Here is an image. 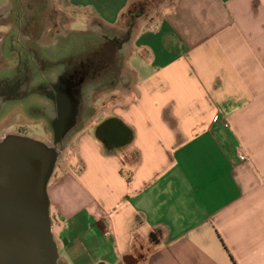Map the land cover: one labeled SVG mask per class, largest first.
I'll return each mask as SVG.
<instances>
[{
  "label": "crops",
  "instance_id": "obj_1",
  "mask_svg": "<svg viewBox=\"0 0 264 264\" xmlns=\"http://www.w3.org/2000/svg\"><path fill=\"white\" fill-rule=\"evenodd\" d=\"M64 1L112 28L149 0ZM133 22L124 89L93 88L48 185L60 264H264V0Z\"/></svg>",
  "mask_w": 264,
  "mask_h": 264
},
{
  "label": "flooded vegetation",
  "instance_id": "obj_2",
  "mask_svg": "<svg viewBox=\"0 0 264 264\" xmlns=\"http://www.w3.org/2000/svg\"><path fill=\"white\" fill-rule=\"evenodd\" d=\"M12 9L10 19L17 20L15 28L0 38V54L5 59L0 66V125L10 121L9 134L52 138L51 122L57 119L60 106L69 112L74 102L80 101L82 116L90 88L101 89L111 84L112 75L118 76V53L127 40L114 36L102 44L74 49L70 38L50 42L54 46L48 48L44 30H32L33 15L25 18L26 14L20 16ZM103 125L96 127L98 136ZM36 126L41 136L31 130ZM73 135L74 130L70 137ZM104 143L112 145L108 140Z\"/></svg>",
  "mask_w": 264,
  "mask_h": 264
},
{
  "label": "water",
  "instance_id": "obj_3",
  "mask_svg": "<svg viewBox=\"0 0 264 264\" xmlns=\"http://www.w3.org/2000/svg\"><path fill=\"white\" fill-rule=\"evenodd\" d=\"M89 95L82 116L80 101L69 112L59 107L49 141L9 133L0 139V264H60L48 185L72 130L89 115Z\"/></svg>",
  "mask_w": 264,
  "mask_h": 264
},
{
  "label": "rangeland",
  "instance_id": "obj_4",
  "mask_svg": "<svg viewBox=\"0 0 264 264\" xmlns=\"http://www.w3.org/2000/svg\"><path fill=\"white\" fill-rule=\"evenodd\" d=\"M10 6L8 10L4 13V16L8 17L9 27L8 30L12 32L13 28L17 23V20H12L10 17L12 16V8H16L14 11L16 14L18 13L20 16L22 13L26 14L25 18H31L33 15L34 20L31 21L32 30L34 33H38V29L44 30L45 40L48 48L54 46L51 45L50 42H54L56 40L67 41L70 38L74 40V49L84 45H97L102 44L107 40V37H119L124 41L129 40V31L131 29V24L134 23L135 16L143 10L152 11L156 14H160L166 11L168 6H170L174 0H149L147 2H142L136 6L135 8L130 7L127 11L126 15L122 18L120 26L112 27V28H103L100 27L94 20L89 19L84 14L74 10L71 8L67 2L64 0H9ZM13 17V16H12ZM14 23V24H13ZM5 24H0V29H3ZM40 30V31H41ZM40 34V32H39ZM6 35V34H3ZM1 38V37H0ZM128 43L125 45V47ZM125 50V49H124ZM1 52V50H0ZM124 52V51H123ZM5 60V59H4ZM0 54V66H2V62H5ZM118 60V59H117ZM118 76H111V84L105 85L106 87L111 86V92H107L110 94V97L114 94L117 98L119 92L124 89V84L126 82L125 73L122 68L116 67ZM103 86V87H105ZM102 87V88H103ZM121 89V90H120ZM103 94V93H102ZM109 97V96H108ZM100 100H98V104ZM96 108L90 109L89 115L93 116ZM100 118V117H99ZM17 123H22V121H17ZM94 123V120L91 122ZM10 121L2 123L0 125V139L8 133V127L10 125ZM34 135L41 136L39 132V127H32ZM40 140V139H39ZM42 141H49L50 137H44L41 139ZM71 140H73V136L69 139L66 150L62 154L60 162H63L64 157L67 153L68 148L71 146ZM72 153V152H71ZM72 155V154H71ZM52 221L54 218L52 217ZM55 239L57 240L56 233L54 234Z\"/></svg>",
  "mask_w": 264,
  "mask_h": 264
},
{
  "label": "built area",
  "instance_id": "obj_5",
  "mask_svg": "<svg viewBox=\"0 0 264 264\" xmlns=\"http://www.w3.org/2000/svg\"><path fill=\"white\" fill-rule=\"evenodd\" d=\"M239 159H240L241 161H243V160H244V158H243V157H239Z\"/></svg>",
  "mask_w": 264,
  "mask_h": 264
}]
</instances>
